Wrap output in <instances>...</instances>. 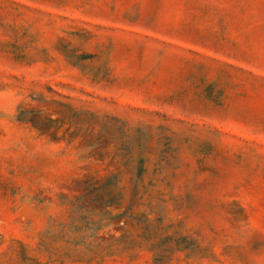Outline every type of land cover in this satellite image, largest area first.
<instances>
[{
	"label": "rangeland",
	"instance_id": "374dc122",
	"mask_svg": "<svg viewBox=\"0 0 264 264\" xmlns=\"http://www.w3.org/2000/svg\"><path fill=\"white\" fill-rule=\"evenodd\" d=\"M0 264H264V0H0Z\"/></svg>",
	"mask_w": 264,
	"mask_h": 264
}]
</instances>
